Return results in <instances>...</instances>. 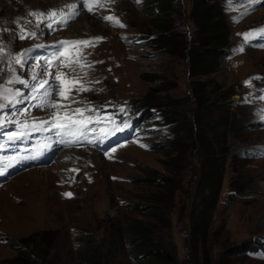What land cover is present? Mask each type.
Listing matches in <instances>:
<instances>
[{
  "label": "rangeland",
  "instance_id": "1",
  "mask_svg": "<svg viewBox=\"0 0 264 264\" xmlns=\"http://www.w3.org/2000/svg\"><path fill=\"white\" fill-rule=\"evenodd\" d=\"M67 2L79 4L82 0H0V45L10 52L0 55V85L19 92L16 102L0 99V103L6 105L0 108V136L7 137L23 130L27 133L25 139L32 131L34 118L38 123L56 111L37 107L47 90V86L39 88L43 80H48L56 90L51 100L68 110L89 105L101 109V128H113L110 127L113 117H126L127 123L133 125L131 119L135 122V132L146 130L148 134L114 144L106 153L87 147L71 148L57 153L56 159L44 168L12 174L9 157L2 155L6 153V142L0 140V178H4L0 181V261L15 255L14 249L3 239L16 240L29 233L52 230L64 253L61 261L73 264L78 228L89 231L99 240L103 235L101 224L128 213L125 208L129 209L132 202L143 204L147 198L162 192L167 194L169 188H164L158 180L168 177L174 193L157 207L162 219L155 217L151 221L159 226L164 240L175 245L183 264H194L189 214L204 153L194 141L193 99L189 97L185 101L183 98L190 95L192 80L211 78L222 92L232 93L225 106L231 111L245 113L248 122L240 133L235 132L227 138L229 152L235 156L225 165L218 199L209 217L205 244L199 242L195 254L200 264L204 263L205 255L210 264H264L261 249L255 254L238 252L240 247L264 237V121L259 116L264 100L258 98L264 95L261 91L264 90V37L260 40L256 37L248 43L243 35L264 27V0L255 3L236 0L231 6L224 0V15L230 24L231 53L214 73L193 79L188 77L186 59L154 47L148 41L157 34L154 30L149 33L146 30L158 14L149 0H98L97 3L89 0L98 5L92 12L86 9L64 23H54L51 28L47 20L37 26V19L30 15L32 12L47 14L55 9L67 16ZM177 2L173 13L177 28L191 35L194 28L188 12L192 1ZM110 15L126 27L103 18ZM14 19H21L22 23L18 25ZM24 31L36 35L19 39ZM144 35L149 37L143 38ZM94 37L103 39L94 45L70 46L71 61L67 63L56 66L51 54L47 53L51 50L47 42ZM129 39L133 41L126 42ZM137 40L139 43L135 44ZM241 46L244 50L236 51ZM19 53L24 55L23 63L18 65L13 58ZM49 72L64 74L66 99L59 95L60 81L50 77ZM256 77L262 79H253ZM250 79L252 86L244 83ZM9 80L13 82L9 84ZM81 85L91 90L79 91ZM144 96L161 98L159 104L165 103L167 98L177 100L174 103L179 114H187L185 123L182 122L185 129L180 133L183 140L178 145H165L172 140V131L158 110L140 103ZM225 108L218 106L219 110L213 111L208 118L215 119L218 111H225ZM104 114L111 120L104 119ZM25 122L29 127L21 129L20 125ZM11 143L8 138L6 147L10 148ZM245 149L249 155H236ZM63 154L68 155L65 162L60 160ZM231 197L234 200L230 204ZM231 251L234 253L230 254ZM129 255L127 249L122 250L116 257V264H135L129 260Z\"/></svg>",
  "mask_w": 264,
  "mask_h": 264
},
{
  "label": "trees",
  "instance_id": "2",
  "mask_svg": "<svg viewBox=\"0 0 264 264\" xmlns=\"http://www.w3.org/2000/svg\"><path fill=\"white\" fill-rule=\"evenodd\" d=\"M149 1L151 6L156 7L158 14L152 18L149 22L150 28L146 30L147 33L154 30L157 34L148 41H151L154 47L186 59L190 79L214 73L222 60L230 55V24L224 15V0H191L188 12V18L194 28L191 35L177 28L173 15L178 6L177 0ZM191 87L190 95L183 99L185 101L189 97L193 99L196 123L194 141L204 153L189 214V237L193 246L191 253L195 255L193 263L200 264L195 254L198 243L205 244L209 217L218 199L225 165L235 156L229 152L227 138L235 132L240 133L248 119L245 113L239 110L231 111L225 106V101L232 93L222 92L214 79L192 80ZM160 99L144 96L140 103H144L147 108L158 110V114L169 125L173 134L172 140L165 145L176 146L183 140L180 133L185 129L182 122L185 123L187 114H179L177 104L174 103L177 100L167 98L165 103L159 104ZM220 105L226 107L225 111H218L219 116L215 119L208 118L213 111L219 110ZM247 152L245 149L236 155L247 156L249 155ZM158 181H161L160 184H163L164 188H169L168 193L162 192L160 195L147 198L143 200L146 201L143 204L132 202L129 209L125 208L128 213L109 218L101 224L103 235L99 240L89 231L78 228L75 234L76 262L73 264H116L118 263L116 257L126 249L130 253L129 260L135 264H183L177 256L175 245L166 242L160 234L159 226L151 221L155 217L156 220L162 219V213L157 207L166 203L174 193L168 177L160 178ZM233 200L234 197H231L230 204ZM55 233L52 230H45L29 233L16 240L3 239L14 249L15 255L0 261V264H67L68 262L61 261L64 253ZM257 249L264 251V237L247 247H240L238 252L255 254ZM231 252L230 254L234 253ZM203 258V264H210L208 256L205 255Z\"/></svg>",
  "mask_w": 264,
  "mask_h": 264
},
{
  "label": "snow or ice",
  "instance_id": "3",
  "mask_svg": "<svg viewBox=\"0 0 264 264\" xmlns=\"http://www.w3.org/2000/svg\"><path fill=\"white\" fill-rule=\"evenodd\" d=\"M82 2L87 6V9L89 12H92L93 9V4L89 3V0H82ZM236 0H227V3L229 6H231L233 3H235ZM249 2L251 3H255L258 2V0H249ZM101 7H103V5H100ZM69 8L72 9V11L65 16V13L61 10V11H57L55 9L51 10L50 12H48L47 14L43 13V12H32L30 13V15H32L33 17H35L38 21V25L40 23H43L45 20L49 21V23L47 24V26L49 28H51L53 26L54 23H64L66 22V19H72L75 17V15L77 14L76 12V8L77 5L76 4H72L68 6ZM243 15V14H241ZM105 20H108L110 22H114L117 26L119 27H126L125 25H123L115 16H106L103 17ZM237 19V18H234ZM23 31V30H22ZM36 33L35 32H26L24 31V34H21L18 36L19 39H26L29 36H35ZM244 35V39L246 42L251 43V41L259 36L264 35V27L260 28V29H256L253 30L251 32H246L243 34ZM103 37H94L91 39H85V40H65V41H60L59 43L65 47V51L63 52H59L60 56H71V51L69 50L70 46L74 47V46H79V45H85V46H89V45H94L96 42L102 40ZM243 47H239L238 49H236V51H243ZM28 51V50H25ZM59 51V50H57ZM3 54H10L9 50H7L5 48V46L0 45V55ZM23 55L24 53H19L17 54L13 59L15 61L16 64H21L23 63ZM58 59V57L56 56V54H53L52 60H56ZM51 60L49 61V64H51ZM77 63H80L79 60L76 61ZM70 66V64L68 65ZM81 67H84L83 64H81ZM90 67V66H89ZM48 75L50 77H54L55 80L60 81L61 83V89L59 92V95L62 98H67L66 96V92L65 89L63 87L65 81H64V74L63 73H51L49 72ZM33 79H36V76L32 77ZM15 80H19V77H14ZM253 79H262L260 77H256ZM13 81L9 80L8 83L11 84ZM20 83H24L23 80H19ZM98 82V81H97ZM245 84L252 86V80H248L244 82ZM47 86V90L44 91L43 93V98L41 99L40 104L37 105V107H49L52 109H55L56 111H54L53 113H51L50 118L48 119H43L40 120L38 123L36 121V119L34 118L33 120V124L31 127L32 131H53L55 132L56 136L59 138V142L60 143H65V144H74V143H78L81 140H85L89 143H92L94 141H91L88 139L87 133L89 131L95 132L96 129L95 128H90L89 125L93 124L94 122L99 123L101 120V117L96 116L93 117L91 115H85L86 112H90V111H97V109H94L91 105L88 106L87 109L85 108H75L72 109L71 111L79 114V116H73V115H69L68 112L69 110L61 105L59 102H53L51 100V97L56 94V90L54 87H51V84L48 80H43L40 82L39 84V88L44 89ZM34 90H35V86H34ZM71 89H69L70 91ZM87 90H91L89 88H85L83 85H81V87L79 88V91H87ZM262 92H264V90H261ZM5 93H7V95H5ZM19 96V92L18 90H11V89H6L4 88L2 85H0V99L3 100H8L10 102H16V97ZM259 99L264 100V95H261L258 97ZM33 99H35V97H33ZM248 98L245 97V100H247ZM6 105L4 103H0V108L5 107ZM62 107H65V112L63 117L61 116V112L60 109ZM121 111H124V108L120 109ZM27 111V110H25ZM259 116L260 119L262 121H264V108L259 110ZM106 119L111 120V117H107ZM29 127L28 123L25 122L23 124L20 125L21 129H27ZM113 128H115L116 130H121L118 127H116L114 124L112 125ZM27 133L23 130L21 131H17V132H13L9 135V140H15L21 137H24ZM100 134L103 135H110L112 134V128H101L100 129ZM141 146H145V145H141ZM115 149H113L114 151ZM64 195L66 196H71V193H64Z\"/></svg>",
  "mask_w": 264,
  "mask_h": 264
},
{
  "label": "bare ground",
  "instance_id": "4",
  "mask_svg": "<svg viewBox=\"0 0 264 264\" xmlns=\"http://www.w3.org/2000/svg\"><path fill=\"white\" fill-rule=\"evenodd\" d=\"M60 152H61V151H60ZM60 152H59V153H60ZM57 155H58V154H57ZM67 157H68V155H64V154H63V155L60 156V160H62V161L65 162L66 159H67ZM55 159H56V158H55ZM42 168H44V167H42Z\"/></svg>",
  "mask_w": 264,
  "mask_h": 264
}]
</instances>
